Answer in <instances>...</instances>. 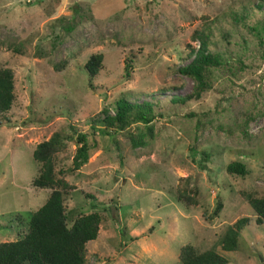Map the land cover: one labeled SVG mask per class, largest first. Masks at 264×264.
<instances>
[{"label": "rangeland", "instance_id": "obj_1", "mask_svg": "<svg viewBox=\"0 0 264 264\" xmlns=\"http://www.w3.org/2000/svg\"><path fill=\"white\" fill-rule=\"evenodd\" d=\"M199 34L218 59L210 89L175 103L192 89L178 69ZM93 54L103 59L91 79ZM263 54L264 0H0V68L12 70L15 92L0 115V243L23 236L51 192L33 185L35 146L73 127L87 135L88 159L72 171L77 144L65 140L54 171L73 187L68 225L102 217L87 264H180L187 244L226 264H264V223L244 196L264 198ZM121 98L152 103V121L106 128L102 111ZM232 162L246 174H229ZM241 218L236 250L224 251Z\"/></svg>", "mask_w": 264, "mask_h": 264}, {"label": "trees", "instance_id": "obj_2", "mask_svg": "<svg viewBox=\"0 0 264 264\" xmlns=\"http://www.w3.org/2000/svg\"><path fill=\"white\" fill-rule=\"evenodd\" d=\"M198 38L199 46L194 57L188 64L178 69L181 75L192 80V89L182 97H175L173 99L175 103L198 100L210 89L207 76L210 69L218 65V59L216 55L206 51L204 35L199 34ZM13 49L15 52L20 50L17 47ZM262 58L264 60V54ZM102 59V54H93L85 63L84 68L91 79L101 69ZM126 75H129L128 71ZM14 100L13 72L9 68H0V115L11 109ZM114 107L112 115L107 109L102 111L104 114L102 122L106 128H122L132 122L149 124L152 121L153 105L150 102L138 104L121 98L115 102ZM71 129L73 135L70 137L55 132L46 141L38 143L32 151V158L40 164L39 174L33 180V185L37 188L50 189L51 192L46 201L31 214L27 232L16 240L0 243V264H87L86 245L97 238L102 217L98 212H91L80 216L68 225L63 203L65 195L73 187L65 180L57 179L54 171V156L64 148L65 140L74 139L77 144L72 171L77 170L88 159L90 145L87 143V135L73 127ZM204 157L208 158V155L204 154ZM226 170L229 174L237 176H244L247 172L240 162L228 164ZM244 196L255 214V224L262 225L264 198H258L249 193ZM178 197L189 206L195 203L185 193ZM220 208L221 205L218 203L214 213L217 214ZM248 222L247 218H241L225 232L222 238L224 251L236 250L239 232ZM178 260L180 264L227 263V259L222 255L211 250L198 253L190 244L183 245L179 249Z\"/></svg>", "mask_w": 264, "mask_h": 264}]
</instances>
